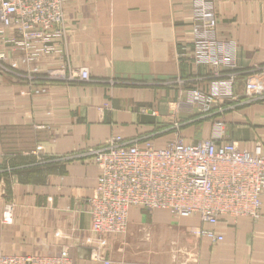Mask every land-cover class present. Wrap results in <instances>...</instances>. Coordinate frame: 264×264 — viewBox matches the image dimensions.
I'll return each mask as SVG.
<instances>
[{
  "label": "crops",
  "instance_id": "1",
  "mask_svg": "<svg viewBox=\"0 0 264 264\" xmlns=\"http://www.w3.org/2000/svg\"><path fill=\"white\" fill-rule=\"evenodd\" d=\"M213 10V36L233 45L238 74L236 100L222 104L223 114L189 102L190 91L208 93L215 80L190 51L181 55L193 41V0H69L61 53L34 65L0 39L7 57L0 68V254L66 249L73 264H264V196L257 219L206 226L220 242L194 234L202 227L196 216L143 208L130 210L126 234L92 230L100 171L89 151L114 136H150L163 147L179 122L194 143L211 138L220 121L223 140L264 150V98L246 95V84L264 73V0H213ZM33 68L41 78L30 82L22 75ZM81 69L89 81L65 79Z\"/></svg>",
  "mask_w": 264,
  "mask_h": 264
},
{
  "label": "built area",
  "instance_id": "2",
  "mask_svg": "<svg viewBox=\"0 0 264 264\" xmlns=\"http://www.w3.org/2000/svg\"><path fill=\"white\" fill-rule=\"evenodd\" d=\"M69 0H0V39L22 55L25 65L61 53L57 43L63 37L64 5ZM193 41L190 51L195 65L212 70L215 79L208 93L189 92V102H198L204 114L214 109L223 114L222 104L234 100L233 87L238 74L232 72L233 45L213 35L217 18L211 0H193ZM10 30L18 38L7 37ZM7 57L0 53V68ZM229 70L224 75L222 72ZM33 68L22 75L32 82L38 77ZM67 81H89L87 69L70 70ZM45 79V78H44ZM45 88L35 89L37 93ZM252 100L264 98V73L246 84ZM236 100V99H235ZM251 100V101H252ZM183 124H173L176 138L161 149L150 136L127 140L114 136L89 155L100 174L94 197L90 199L92 230L99 236L125 234L131 207L149 212L164 210L179 219L197 216L202 227L194 234L223 241L212 228L225 217L257 219L264 196V150L261 144L248 150L223 140V123H215L211 138L188 142L178 132ZM0 264H72L68 251L53 257L0 254ZM104 264H110L104 261Z\"/></svg>",
  "mask_w": 264,
  "mask_h": 264
},
{
  "label": "bare ground",
  "instance_id": "3",
  "mask_svg": "<svg viewBox=\"0 0 264 264\" xmlns=\"http://www.w3.org/2000/svg\"><path fill=\"white\" fill-rule=\"evenodd\" d=\"M63 14H64V10H63ZM3 54H5V53H3ZM6 55V54H5ZM125 139V138H124ZM128 140V139H127ZM154 143V142H153ZM154 147L155 148H157V149H161L162 147H157L155 144H154ZM134 208H140V207H131L130 208V210L131 209H134ZM91 210V209H90ZM129 213H130V211H129ZM193 217V216H192ZM197 217V216H196ZM191 218V217H190ZM128 225H129V219H128ZM127 231H128V226H127V230H126V233H127ZM125 233V234H126ZM113 234H121V233H113ZM106 235H108V234H106ZM68 255H69V258H70V260H71V262H72V264H73V261H72V259H71V257H70V254L68 253ZM42 257H45V256H42ZM46 257H53V256H46Z\"/></svg>",
  "mask_w": 264,
  "mask_h": 264
},
{
  "label": "rangeland",
  "instance_id": "4",
  "mask_svg": "<svg viewBox=\"0 0 264 264\" xmlns=\"http://www.w3.org/2000/svg\"><path fill=\"white\" fill-rule=\"evenodd\" d=\"M211 2L213 3V0H211ZM215 13V12H214ZM217 26H218V23H217ZM217 29V28H216ZM193 30V29H192ZM184 126H186V125H184ZM184 126L182 127V129L184 128ZM178 134H180V136H182V130L180 131V132H178ZM170 135H173L172 137H173V139H172V141L176 138V133H174V132H172V134H170ZM168 137V136H167ZM183 137V136H182ZM204 138H207V137H204ZM94 232V231H93ZM95 233V232H94ZM96 234V233H95ZM97 235V234H96ZM105 236V235H104ZM64 250H66V249H64ZM63 250V251H64ZM66 251H68V250H66ZM69 253V252H68Z\"/></svg>",
  "mask_w": 264,
  "mask_h": 264
}]
</instances>
